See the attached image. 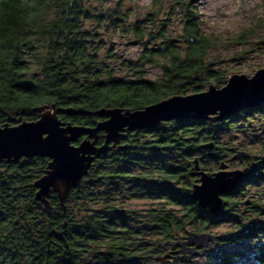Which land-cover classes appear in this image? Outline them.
Returning <instances> with one entry per match:
<instances>
[{
	"label": "trees",
	"instance_id": "trees-1",
	"mask_svg": "<svg viewBox=\"0 0 264 264\" xmlns=\"http://www.w3.org/2000/svg\"><path fill=\"white\" fill-rule=\"evenodd\" d=\"M99 1L0 0V127L8 115L36 121L39 107L51 105L84 112L60 114L61 122L93 127L102 120L95 115L102 108L134 111L226 84L228 77L211 57L218 39L201 30L191 3L152 0L143 19L129 22L123 4L130 0H118L113 7ZM173 20L180 32L173 31ZM108 31L132 35L142 45L134 62L106 63L102 35ZM256 34L248 27L231 41L242 48ZM104 54L110 58L108 51ZM148 68L161 75L145 79ZM263 112L264 103L223 121L188 117L127 131L93 162L64 207L55 194L50 197V213L34 199L33 187L50 160L1 163L0 264H165L158 258L174 249L172 241L224 224L231 229L211 250L201 249L195 257L171 256L166 263L264 264V219L256 221L264 216V206L242 201L247 186L264 185V160L256 168L248 154L236 159L249 176L224 196L221 216L208 215L190 199L194 161L214 172L208 164L217 171L228 152L232 163L231 157L244 150L226 147L221 136L243 131L244 122ZM209 143L211 150L202 148ZM123 145L128 148L117 149ZM128 199L151 205L132 218ZM242 205L249 208L248 221L239 219Z\"/></svg>",
	"mask_w": 264,
	"mask_h": 264
},
{
	"label": "water",
	"instance_id": "water-1",
	"mask_svg": "<svg viewBox=\"0 0 264 264\" xmlns=\"http://www.w3.org/2000/svg\"><path fill=\"white\" fill-rule=\"evenodd\" d=\"M263 103L264 69H259L251 78L235 74L221 88L210 85L205 91L175 95L139 110L102 108L95 112L102 120L93 127L72 125L58 119L60 114L71 116L84 113L82 111L57 109L55 105L41 106L36 121H21L7 116L0 127V164L17 163L21 158H48L47 168L33 187L36 189L34 199L42 204L46 213H50L54 209L50 197L55 194L60 206L64 207L71 190L88 174L93 162L108 149H113L127 131L154 128L161 122L188 117L223 121ZM101 133L103 143L98 144ZM127 148L126 145L117 146L118 150ZM202 148L211 150L213 143ZM246 155L245 151H238L231 160L245 158ZM194 163L191 175L196 177V182L192 185L190 199L208 215L219 217L223 214L224 196L239 187L249 174L240 169L229 170L223 161L214 172L200 169L197 159ZM218 239V235L209 232L189 231L172 241L170 245L174 249L158 260L169 262L167 259L173 255L195 257L201 249L211 250Z\"/></svg>",
	"mask_w": 264,
	"mask_h": 264
},
{
	"label": "rangeland",
	"instance_id": "rangeland-1",
	"mask_svg": "<svg viewBox=\"0 0 264 264\" xmlns=\"http://www.w3.org/2000/svg\"><path fill=\"white\" fill-rule=\"evenodd\" d=\"M117 1L100 0L99 2L104 7H113ZM185 1L191 3V7L198 12L201 30L218 39L217 47L212 52L211 57L216 59L219 68L224 70L226 77L243 74L247 78H251L256 71L264 69V0ZM151 2L152 0H130L125 2L123 7L129 13V22H132L135 18L143 19L150 10ZM175 14L178 16L177 11H175ZM169 24L172 26L173 31L180 32V25L176 20L169 22ZM248 27H252L256 31V36L250 40L247 46L241 48L240 45H235L231 40ZM102 39L105 48L101 54L105 56L103 59L109 65L115 62L116 59L134 62L142 49V45L132 35L127 36L108 31L104 32ZM105 51H108L107 55L110 54V58L104 54ZM160 75L159 69L148 68L145 79L155 80ZM240 122L237 123L240 124ZM220 139L221 143H224L230 149L246 151L251 158V162L254 163L256 168L259 167L264 160V112L256 115L250 122H244L243 131H230L222 135ZM223 155L225 158L221 161L228 163L229 170L241 169L245 172L248 171L242 168L241 160H234L230 163L228 152ZM208 167L216 171V169L214 170V163L210 162ZM245 189L242 199L244 204L246 203L249 206V203H252L260 207L264 206V185L247 186ZM126 205L129 217L136 218L138 214H144L151 204L145 200L128 199ZM248 206L242 205L240 207L241 216L239 219L249 220ZM132 218L129 219L131 223L134 221ZM263 219L264 216L256 218L257 224ZM131 225L134 226V222ZM229 229H231V226L224 224L217 228H210L206 232L221 236ZM233 248L235 249V247ZM174 256L186 257L181 255H173L172 257ZM167 261H171V258H168ZM165 264L168 263L165 262Z\"/></svg>",
	"mask_w": 264,
	"mask_h": 264
},
{
	"label": "flooded vegetation",
	"instance_id": "flooded-vegetation-1",
	"mask_svg": "<svg viewBox=\"0 0 264 264\" xmlns=\"http://www.w3.org/2000/svg\"><path fill=\"white\" fill-rule=\"evenodd\" d=\"M100 137V136H99ZM81 139H79V141H80ZM98 142V141H97ZM220 237V236H219Z\"/></svg>",
	"mask_w": 264,
	"mask_h": 264
}]
</instances>
